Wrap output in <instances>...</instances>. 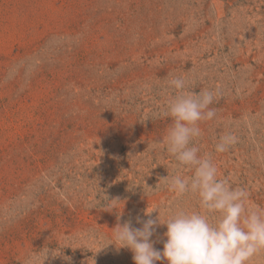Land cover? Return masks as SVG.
Returning <instances> with one entry per match:
<instances>
[{
    "label": "rangeland",
    "instance_id": "1",
    "mask_svg": "<svg viewBox=\"0 0 264 264\" xmlns=\"http://www.w3.org/2000/svg\"><path fill=\"white\" fill-rule=\"evenodd\" d=\"M176 76L215 94L201 154L264 207V0H0V264H135L117 224L196 208L154 189Z\"/></svg>",
    "mask_w": 264,
    "mask_h": 264
},
{
    "label": "clouds",
    "instance_id": "2",
    "mask_svg": "<svg viewBox=\"0 0 264 264\" xmlns=\"http://www.w3.org/2000/svg\"><path fill=\"white\" fill-rule=\"evenodd\" d=\"M167 86L173 94L165 103L163 115L171 124L152 147L163 149L173 163L168 176L161 178L154 189H166L175 199H194L196 208L173 209L169 202L163 206V220L160 207L146 210L147 220L137 218L142 227H133L131 221L117 224L113 242L108 245L130 249L135 264L162 260L167 264H264V207L251 205L244 189L233 188L220 178L212 154H201L198 146L200 124L216 116L215 109L210 108L214 92L191 90L183 76L172 77ZM233 143L234 137L223 135L215 151L224 153ZM113 202L121 201L107 200L105 210ZM154 211H158L156 218H152ZM159 225L167 228L162 250L154 247L152 240ZM49 251L33 254L26 264H44ZM52 254L56 255L55 251Z\"/></svg>",
    "mask_w": 264,
    "mask_h": 264
}]
</instances>
